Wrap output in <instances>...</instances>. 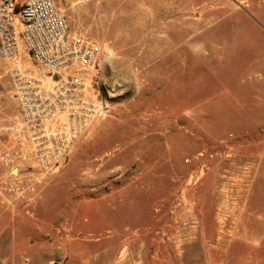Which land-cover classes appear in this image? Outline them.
<instances>
[{
    "label": "rangeland",
    "instance_id": "obj_1",
    "mask_svg": "<svg viewBox=\"0 0 264 264\" xmlns=\"http://www.w3.org/2000/svg\"><path fill=\"white\" fill-rule=\"evenodd\" d=\"M55 2L101 48L109 112L49 179H0V264H264V0Z\"/></svg>",
    "mask_w": 264,
    "mask_h": 264
},
{
    "label": "built area",
    "instance_id": "obj_2",
    "mask_svg": "<svg viewBox=\"0 0 264 264\" xmlns=\"http://www.w3.org/2000/svg\"><path fill=\"white\" fill-rule=\"evenodd\" d=\"M20 3L17 23L15 0H0V61L18 111L0 150V179L17 167L46 180L108 114L96 92L109 65L95 40L70 28L55 0Z\"/></svg>",
    "mask_w": 264,
    "mask_h": 264
},
{
    "label": "crops",
    "instance_id": "obj_3",
    "mask_svg": "<svg viewBox=\"0 0 264 264\" xmlns=\"http://www.w3.org/2000/svg\"><path fill=\"white\" fill-rule=\"evenodd\" d=\"M259 76H264V75H259ZM76 235H79V233L75 232ZM3 238V234L2 232L0 231V241L2 240ZM77 240L76 237H71L70 235H66L64 236L63 238H61V242H60V248H61V251H60V254L61 255H64V256H74L73 252V243ZM28 258L29 260L28 261H31L33 264H48L49 261L46 260L49 255L48 253L43 250V251H37L36 252V249L34 248H30L28 250ZM75 253V252H74ZM40 259V260H37V259Z\"/></svg>",
    "mask_w": 264,
    "mask_h": 264
}]
</instances>
